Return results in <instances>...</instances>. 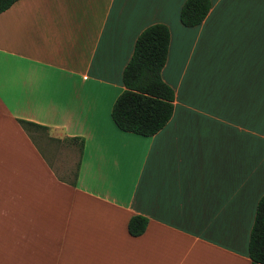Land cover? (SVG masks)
<instances>
[{"label": "crops", "instance_id": "0c3cea01", "mask_svg": "<svg viewBox=\"0 0 264 264\" xmlns=\"http://www.w3.org/2000/svg\"><path fill=\"white\" fill-rule=\"evenodd\" d=\"M184 1L17 0L0 13V264H251L264 54L223 71L210 53L264 44V0H211L195 27L180 22ZM155 23L170 31L161 76L174 107L142 136L111 109ZM19 118L47 131L31 137ZM136 214L148 224L131 236Z\"/></svg>", "mask_w": 264, "mask_h": 264}, {"label": "trees", "instance_id": "16d2710c", "mask_svg": "<svg viewBox=\"0 0 264 264\" xmlns=\"http://www.w3.org/2000/svg\"><path fill=\"white\" fill-rule=\"evenodd\" d=\"M17 0H0V13L7 10ZM211 0H185L180 9V22L185 27L198 26L206 17ZM170 40L169 28L162 23L152 24L137 36L133 53L122 74L123 91L112 105L111 117L122 131L142 136L158 132L173 114L175 92L167 84L161 70L166 62ZM23 130L31 137L32 132L45 133L47 127L37 123L17 119ZM79 151L83 140L70 138ZM78 167L72 172L71 184L74 185ZM148 219L143 215H132L127 224L131 236H140L146 230ZM248 257L251 264H264V195L256 206L254 221L250 230Z\"/></svg>", "mask_w": 264, "mask_h": 264}, {"label": "rangeland", "instance_id": "374dc122", "mask_svg": "<svg viewBox=\"0 0 264 264\" xmlns=\"http://www.w3.org/2000/svg\"><path fill=\"white\" fill-rule=\"evenodd\" d=\"M249 44L247 45L245 43L236 42L231 44L217 45V49H213V51L210 53L211 59L212 61H222L221 63L223 64V71H242L245 69L244 65L250 63L249 54H259V52L262 51V54H264V44ZM250 59H252V57H250ZM255 59L256 57H254V60ZM237 61H239L242 66H235V64H233ZM32 135L36 137L38 133L32 132Z\"/></svg>", "mask_w": 264, "mask_h": 264}]
</instances>
